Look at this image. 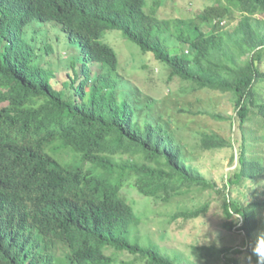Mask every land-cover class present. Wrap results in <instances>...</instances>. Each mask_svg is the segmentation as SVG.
Instances as JSON below:
<instances>
[{
    "label": "trees",
    "instance_id": "trees-1",
    "mask_svg": "<svg viewBox=\"0 0 264 264\" xmlns=\"http://www.w3.org/2000/svg\"><path fill=\"white\" fill-rule=\"evenodd\" d=\"M166 1L176 0H152L149 10L148 0H0V264H113L105 247L144 264H179L159 245L130 238L140 219L118 194L129 179L141 196L161 203L194 189L215 191L225 228L238 226L243 243L208 254L223 264H239L236 256L245 251L255 264H264L263 253L246 247L259 227L264 200L255 196L241 205L229 197V189L257 181L264 171L256 153L251 158L243 130L251 114L264 122V103L253 94L264 80L258 66L264 31L254 21L264 13V0H217L194 18L160 20L157 9ZM234 11L241 19L229 33L223 24ZM38 22H54L67 43L102 72L90 76L88 65L76 72L71 64L68 79L56 89L51 37L27 33L38 30ZM108 30L120 31L168 66L169 79L231 95L234 116H209L237 123L241 139L213 133L199 139L204 151L236 148L231 155L236 165L220 189L184 161L181 146L163 125L137 123L133 103L116 93L122 84L118 57L100 40ZM53 144L54 154L68 150L102 176L92 169L58 167L47 153ZM208 208L205 203L173 217L193 220Z\"/></svg>",
    "mask_w": 264,
    "mask_h": 264
},
{
    "label": "rangeland",
    "instance_id": "rangeland-1",
    "mask_svg": "<svg viewBox=\"0 0 264 264\" xmlns=\"http://www.w3.org/2000/svg\"><path fill=\"white\" fill-rule=\"evenodd\" d=\"M217 0H176L163 2L157 9L156 16L160 20L191 19L205 8L213 6ZM152 5V0L147 2V10ZM241 15L233 12L231 20L224 21L225 31L231 33L240 21ZM254 21L264 31V13L257 14ZM46 25V26H45ZM29 36L44 35L51 37L54 52L51 60L56 73V89L62 87V82L71 74L70 66L74 64L76 72L81 65H88L90 76L102 72L98 63L89 64L81 53L79 47L67 43L66 36L55 27L54 22L45 24L38 22V31L30 30ZM35 36V37H36ZM101 42L110 46L118 57V74L122 84L116 89L121 97H127L134 105L137 123L145 122L163 125L169 131L183 151L184 161L196 168L209 181L220 189L226 182L228 174L233 170L236 161L231 162V155L236 154V148H224L219 150L204 151L200 148L199 139L202 133H213L221 138L233 139L237 142L241 139V130L238 124L231 125V121H217L209 115H221L222 117L234 116V106L230 94H221L206 89L196 90L190 83L183 82L173 77L169 79V67L156 61L150 53H143L130 41L126 40L118 30L105 31ZM167 41L175 42L172 38ZM43 42V40H42ZM38 46L40 43L37 44ZM170 49L178 46L170 45ZM39 53V51L37 50ZM57 65H56V64ZM259 69L264 72V50L260 51ZM254 99L258 104L264 103V80L258 82L253 89ZM245 124L243 130L248 133L250 142V156L255 153L264 166V122L255 120ZM259 146L255 151V143ZM53 144L47 153L53 158L55 164L62 168H80L84 171L94 170V176H102V170L89 163H82L79 157L68 150H57L54 154ZM63 154H66L63 158ZM69 155H72V159ZM104 178L109 179L108 176ZM129 179L118 187V194L123 197L133 209L136 217L140 219L139 228L130 231L129 236L140 237V243L147 245L154 243L161 250L175 259L179 264H223L215 256H210V249L222 247H240L243 237L237 231L236 226L228 231L221 212V195L209 190H191L188 193L172 197L167 203L155 201L149 197L141 196ZM231 192V193H230ZM257 196L264 200V171L257 181H247L229 189V197L237 200L241 205L252 202ZM208 203L209 208L205 214L193 220L183 218L174 219L173 215L179 211L193 210ZM234 217L233 219L235 220ZM260 222L257 231L252 235L246 247L257 249L264 242V209L260 213ZM264 255V247L258 249ZM104 253L111 257L113 264H144L135 259L133 255L124 251H116L111 247H105ZM239 264H255L243 251L236 256ZM132 262V263H131Z\"/></svg>",
    "mask_w": 264,
    "mask_h": 264
},
{
    "label": "clouds",
    "instance_id": "clouds-1",
    "mask_svg": "<svg viewBox=\"0 0 264 264\" xmlns=\"http://www.w3.org/2000/svg\"><path fill=\"white\" fill-rule=\"evenodd\" d=\"M45 24V23H44ZM46 26V25H45ZM36 31H38V30H36ZM260 247H264V242H261L259 245H258V247H257V249L256 250H258Z\"/></svg>",
    "mask_w": 264,
    "mask_h": 264
},
{
    "label": "water",
    "instance_id": "water-1",
    "mask_svg": "<svg viewBox=\"0 0 264 264\" xmlns=\"http://www.w3.org/2000/svg\"><path fill=\"white\" fill-rule=\"evenodd\" d=\"M235 161H236V158H235Z\"/></svg>",
    "mask_w": 264,
    "mask_h": 264
}]
</instances>
